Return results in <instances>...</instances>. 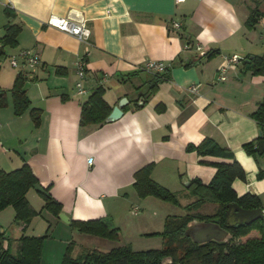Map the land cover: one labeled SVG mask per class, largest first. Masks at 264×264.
Instances as JSON below:
<instances>
[{"label": "crops", "instance_id": "1", "mask_svg": "<svg viewBox=\"0 0 264 264\" xmlns=\"http://www.w3.org/2000/svg\"><path fill=\"white\" fill-rule=\"evenodd\" d=\"M256 7L263 16L249 29L246 22ZM51 16L86 20L90 39L80 42L49 27ZM174 22L180 31L172 29ZM11 25L21 30L17 45L4 47L6 57L0 59L7 62L0 63V90L8 91L7 105L0 107V170L28 164L39 189H49L70 220L105 219L121 229L130 201L140 203L131 215L146 219L150 203L158 201H141L133 187L144 167L152 165V179L181 195H188L191 180L209 184L217 172L214 163L232 160L201 157L187 148L211 139L232 152L246 173V180L233 182L237 195L257 196L264 211V154L257 149L264 130L253 118L264 99V72L256 74L252 61L247 67L244 62L227 81L217 79L226 56L264 58V0H0V45ZM187 42L203 51L184 50ZM24 49L40 54L38 67L11 66L10 57ZM150 61L163 62L170 71L138 108L157 82L143 70ZM79 62L85 63L86 95L77 90ZM21 72L31 107L17 116L9 91ZM192 85L198 86L197 95L188 92ZM98 87L112 109L128 100L124 115L102 126H81L82 103ZM32 109L41 112L39 126ZM251 142L254 155L244 148ZM31 191L40 199L37 189ZM18 231L10 238L14 253ZM102 241L98 250L116 248L115 242ZM81 251L75 246L74 255Z\"/></svg>", "mask_w": 264, "mask_h": 264}, {"label": "trees", "instance_id": "2", "mask_svg": "<svg viewBox=\"0 0 264 264\" xmlns=\"http://www.w3.org/2000/svg\"><path fill=\"white\" fill-rule=\"evenodd\" d=\"M254 1V0H252ZM9 15V13H7ZM262 13L256 8H251L246 25L254 29L258 24ZM20 26L11 25L6 28L2 39L3 50L0 51V59H5L4 47H15ZM247 57L245 67L248 66ZM187 67L191 65H186ZM171 67V66H170ZM170 67L164 73L152 74L155 79L151 85L147 97H142L144 103L156 91L157 83L165 79ZM250 69L256 74L264 72V58L255 57ZM145 71V70H144ZM26 77L21 72L15 79L14 85L9 91L13 99L14 112L17 116L23 115L31 107L25 90ZM8 91L0 90V107L7 105ZM105 89L98 87L82 103L81 126H102L112 112V107L106 102ZM137 106L136 107H143ZM40 110L32 109L31 115L36 126L40 125ZM253 118L264 130V99ZM262 139L264 140V134ZM250 155L256 154L255 143H247L244 146ZM188 151H195L199 156H214L231 159V162L214 163L217 172L209 184H203L194 179L189 182V189L195 196V201L186 205L185 215L166 220L165 229L159 233L163 238L161 250H147L136 252L129 246L117 247L108 252L98 249L85 248L77 256L74 255L75 246L70 244L66 250L61 264H264V218L251 225L228 226L226 212L228 205L238 204L247 210L263 209L260 199L252 194L239 197L233 188L236 179L246 180V173L235 160L232 152L221 148L211 139H205L198 145L190 144ZM152 165L146 166L135 174L134 188L139 196H156L163 200L178 203V196L161 186L151 177ZM40 182L34 175L28 164L21 168L5 172L0 170V212L12 206L16 212V221L27 227L38 212L28 199V193L37 189V193L44 199V209L59 218L63 211L60 202L52 197L49 189H39ZM207 205L215 206L214 213L205 215L201 209ZM193 221L217 222L231 235L226 242L211 241L205 244H196L191 237L185 234ZM70 226L93 236L106 239H118V228L112 227L105 219L76 221L71 220ZM24 227V229H25ZM47 236L36 237L22 235L18 242L17 252H13L10 245L11 239L0 232V264H44L42 262V249ZM7 243V247L5 244Z\"/></svg>", "mask_w": 264, "mask_h": 264}, {"label": "rangeland", "instance_id": "3", "mask_svg": "<svg viewBox=\"0 0 264 264\" xmlns=\"http://www.w3.org/2000/svg\"><path fill=\"white\" fill-rule=\"evenodd\" d=\"M0 63L7 64V62ZM185 190H188V195L186 196L178 193L179 191L170 190L178 196V203L163 200L156 196L141 197L136 192L138 199L141 201L147 198H153L158 201L150 203L147 209V219L144 215L141 217H133L131 215L130 211L134 206H137L139 202L132 203L130 201L128 210L124 211V221L121 224L122 228L120 227L121 229L118 231V239L116 240L93 236L71 227L70 224L64 223L58 217L43 208L45 205L44 199L40 195L39 199L38 195H34L33 191H31L30 197H36L34 200V207L38 215L34 217L32 222L27 227L23 225L21 228H15L14 226L18 223L16 221V212L14 208L10 206L0 212V227L6 230L19 229L18 232L21 235L36 237L47 236L42 249V262L44 264H61L70 244L80 247V250L85 248L103 249V239L115 242L116 248L129 246L136 252L161 250L164 241L159 233L164 231L166 220L168 218L184 216L186 213L184 207L196 199L189 188ZM214 208L215 206L213 205H207L201 209V213L211 215L214 213ZM23 227L26 228L24 231L22 230Z\"/></svg>", "mask_w": 264, "mask_h": 264}, {"label": "built area", "instance_id": "4", "mask_svg": "<svg viewBox=\"0 0 264 264\" xmlns=\"http://www.w3.org/2000/svg\"><path fill=\"white\" fill-rule=\"evenodd\" d=\"M181 2L183 0H177ZM49 27L55 28L61 32H64L68 35L73 36L80 42H87L91 35L92 31L86 20L84 19H74V18H63L59 16H51L47 22ZM181 24L179 22H174L172 29L174 31L181 30ZM195 48L198 52L203 51V47L200 44H192L187 42L184 46V50H190ZM246 58L241 57L237 54L226 56L223 63L219 66L217 70L218 81L225 82L229 78V74L232 71H236L240 65L245 62ZM10 64L13 68L18 70L25 69H34L41 64V56L38 52L24 49L18 52L16 55L10 57ZM169 65L163 62L150 61L147 62L143 70L150 74L164 73ZM78 76L80 81L77 83V90L80 95H86L87 90L84 87L83 79L85 78V63L79 62L78 64ZM188 92L193 95L198 94V86L192 85L188 88ZM93 160L90 159V162Z\"/></svg>", "mask_w": 264, "mask_h": 264}, {"label": "water", "instance_id": "5", "mask_svg": "<svg viewBox=\"0 0 264 264\" xmlns=\"http://www.w3.org/2000/svg\"><path fill=\"white\" fill-rule=\"evenodd\" d=\"M3 50L2 45H0V51ZM253 59L250 58L247 62L251 63ZM128 104V100L123 98L117 106H115L111 112V114L107 117L106 122H114L122 118L124 115L123 108ZM144 101L136 104L137 106H142ZM263 133L260 132V141L258 143V151L261 154H264V140L262 139ZM187 187L190 186L188 183ZM227 224L228 226H238V225H251L255 221L264 218L263 209H255V210H247L240 207L238 204L228 205V210L226 212ZM59 219L66 224H70L71 220L68 215L65 213L59 214ZM21 223H17L20 225ZM0 232L5 233L7 238L13 237V229L5 232L3 228L0 227ZM186 235L192 238V240L196 244H205L211 241L216 242H226L230 239L231 235L229 232L222 228L217 222H201V221H193L191 225L185 232Z\"/></svg>", "mask_w": 264, "mask_h": 264}]
</instances>
